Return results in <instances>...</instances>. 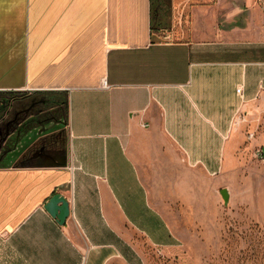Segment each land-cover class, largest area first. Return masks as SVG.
Returning <instances> with one entry per match:
<instances>
[{"label":"crops","instance_id":"0c3cea01","mask_svg":"<svg viewBox=\"0 0 264 264\" xmlns=\"http://www.w3.org/2000/svg\"><path fill=\"white\" fill-rule=\"evenodd\" d=\"M170 1L171 26L161 0H0V91L67 103L65 134L0 166V264H143L133 234L175 250L264 178V0Z\"/></svg>","mask_w":264,"mask_h":264},{"label":"rangeland","instance_id":"374dc122","mask_svg":"<svg viewBox=\"0 0 264 264\" xmlns=\"http://www.w3.org/2000/svg\"><path fill=\"white\" fill-rule=\"evenodd\" d=\"M161 1L165 23L171 26L185 4L177 8L170 0ZM60 93L0 92V166L14 164L15 157L40 139L46 144L48 134H65L67 103ZM252 168L264 174L262 163ZM252 179L246 186L231 184L228 204L212 206L203 223L184 230L185 239L175 250L161 251L133 234L143 264H264V178Z\"/></svg>","mask_w":264,"mask_h":264},{"label":"water","instance_id":"95a60500","mask_svg":"<svg viewBox=\"0 0 264 264\" xmlns=\"http://www.w3.org/2000/svg\"><path fill=\"white\" fill-rule=\"evenodd\" d=\"M219 195L222 199L223 205L228 204L229 202V193L226 188L219 190ZM43 208L47 213L56 219L58 224H63L66 217L69 215L70 208L69 203L65 197L59 193H54L47 202L43 205Z\"/></svg>","mask_w":264,"mask_h":264},{"label":"built area","instance_id":"2783aa9c","mask_svg":"<svg viewBox=\"0 0 264 264\" xmlns=\"http://www.w3.org/2000/svg\"><path fill=\"white\" fill-rule=\"evenodd\" d=\"M101 86H103V87H105L106 86V82H105V80H102V82H101ZM241 86H239V87H237L236 88V92L238 93V94H240L241 93ZM263 153L262 152H260V151H258L257 152V157H259L260 155H262Z\"/></svg>","mask_w":264,"mask_h":264},{"label":"trees","instance_id":"16d2710c","mask_svg":"<svg viewBox=\"0 0 264 264\" xmlns=\"http://www.w3.org/2000/svg\"><path fill=\"white\" fill-rule=\"evenodd\" d=\"M0 92H5V93L11 94V93H16L17 91H0ZM35 92H38V91H35Z\"/></svg>","mask_w":264,"mask_h":264}]
</instances>
